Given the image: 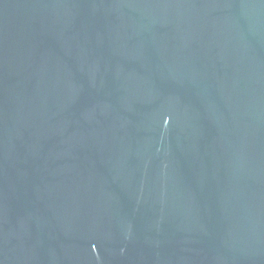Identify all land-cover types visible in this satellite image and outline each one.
Returning a JSON list of instances; mask_svg holds the SVG:
<instances>
[{"label": "water", "instance_id": "95a60500", "mask_svg": "<svg viewBox=\"0 0 264 264\" xmlns=\"http://www.w3.org/2000/svg\"><path fill=\"white\" fill-rule=\"evenodd\" d=\"M0 264H264V0H0Z\"/></svg>", "mask_w": 264, "mask_h": 264}]
</instances>
